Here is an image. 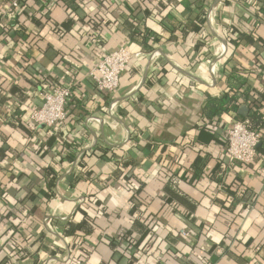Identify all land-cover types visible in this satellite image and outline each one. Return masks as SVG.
<instances>
[{"label": "crops", "instance_id": "obj_1", "mask_svg": "<svg viewBox=\"0 0 264 264\" xmlns=\"http://www.w3.org/2000/svg\"><path fill=\"white\" fill-rule=\"evenodd\" d=\"M14 1L0 0V264H264V139L232 161L236 113L203 114L232 71L264 113V0ZM119 47L139 55L101 94L91 69ZM57 85L73 86L66 121L35 128Z\"/></svg>", "mask_w": 264, "mask_h": 264}, {"label": "built area", "instance_id": "obj_2", "mask_svg": "<svg viewBox=\"0 0 264 264\" xmlns=\"http://www.w3.org/2000/svg\"><path fill=\"white\" fill-rule=\"evenodd\" d=\"M20 0L13 2L12 7L18 8ZM210 13V17L212 16ZM225 44L222 51H217V56L226 54ZM133 54L124 47L108 51L102 54L101 59L91 69L90 76L94 79L97 91L107 94L117 90L120 85L122 73L133 57ZM73 93L71 85H57L42 94L43 101L30 113V120L35 128L41 126L53 127L63 124L68 116L67 104ZM89 120L99 121L96 117ZM248 120H234L232 126L227 131V153L232 161L244 164L253 163L258 157V145L261 133L251 130Z\"/></svg>", "mask_w": 264, "mask_h": 264}, {"label": "trees", "instance_id": "obj_3", "mask_svg": "<svg viewBox=\"0 0 264 264\" xmlns=\"http://www.w3.org/2000/svg\"><path fill=\"white\" fill-rule=\"evenodd\" d=\"M227 82L234 92L231 94L228 92L221 97L208 98L203 109L204 116L211 119L219 117L224 112L232 111L236 113L237 119L248 120L250 129L261 133L260 141H262L264 139L261 132L264 126V113L258 107L245 108L240 102L241 98L247 97L245 96L246 90H239L240 85L245 83V78L243 79V77L235 74V71H232L227 78ZM81 226H84V223L70 224L67 227V232L75 234Z\"/></svg>", "mask_w": 264, "mask_h": 264}, {"label": "water", "instance_id": "obj_4", "mask_svg": "<svg viewBox=\"0 0 264 264\" xmlns=\"http://www.w3.org/2000/svg\"><path fill=\"white\" fill-rule=\"evenodd\" d=\"M259 146V145H258Z\"/></svg>", "mask_w": 264, "mask_h": 264}]
</instances>
